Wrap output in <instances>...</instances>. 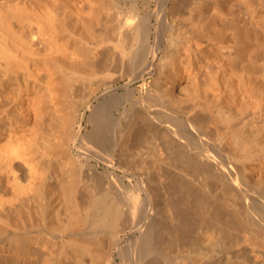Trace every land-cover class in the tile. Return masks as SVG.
<instances>
[{"label": "bare ground", "instance_id": "bare-ground-1", "mask_svg": "<svg viewBox=\"0 0 264 264\" xmlns=\"http://www.w3.org/2000/svg\"><path fill=\"white\" fill-rule=\"evenodd\" d=\"M0 264H264V0H0Z\"/></svg>", "mask_w": 264, "mask_h": 264}]
</instances>
